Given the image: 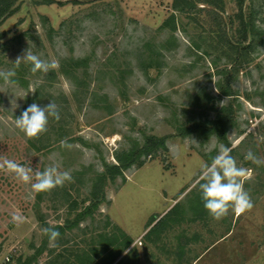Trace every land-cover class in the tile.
Instances as JSON below:
<instances>
[{
    "label": "rangeland",
    "instance_id": "374dc122",
    "mask_svg": "<svg viewBox=\"0 0 264 264\" xmlns=\"http://www.w3.org/2000/svg\"><path fill=\"white\" fill-rule=\"evenodd\" d=\"M48 1L18 0L0 21V264H80L87 253L104 264L101 248L114 236L123 242L120 232L132 244L112 264H264V46L234 49L236 1L181 14L172 0ZM252 2L264 33V0H245L243 14ZM172 14L176 31L162 29ZM27 49L57 66L33 72L16 63ZM49 101L60 119L49 118L31 144L15 118ZM225 113L235 126L179 134ZM146 136L165 138L168 151L108 182L105 201L75 224L104 165ZM223 137L248 169L242 183L252 206L214 219L199 184ZM249 151L259 163L244 159ZM5 160L30 168L33 179L19 180ZM53 162L72 179L41 191L37 206L31 183ZM66 224L54 242L42 231Z\"/></svg>",
    "mask_w": 264,
    "mask_h": 264
},
{
    "label": "clouds",
    "instance_id": "9594fccd",
    "mask_svg": "<svg viewBox=\"0 0 264 264\" xmlns=\"http://www.w3.org/2000/svg\"><path fill=\"white\" fill-rule=\"evenodd\" d=\"M20 60L30 63L33 72H47L57 66L54 60H43L28 49L15 62L19 63ZM13 75L14 72L9 71L3 74V77L5 81H8ZM49 118L60 119L57 105L52 101L45 105L34 102L15 118V125L25 136L34 138L46 131ZM244 159L259 163L258 158L251 151L245 155ZM3 163L19 180L28 182L33 179L30 168H26L12 160H5ZM247 175L248 169L237 166L236 160L230 155V148L222 144L219 145L217 155L212 158L211 163L203 165L202 182L199 184L203 207L212 218H222L230 208L235 213H242L251 208V201L242 183V178ZM71 179L69 171H59L58 165L53 162L42 172L35 173V182L31 183V189L35 192L47 191L61 186ZM15 219L14 216L13 220ZM42 231L48 236L50 242H54L60 235L59 231L50 227L43 228Z\"/></svg>",
    "mask_w": 264,
    "mask_h": 264
},
{
    "label": "trees",
    "instance_id": "16d2710c",
    "mask_svg": "<svg viewBox=\"0 0 264 264\" xmlns=\"http://www.w3.org/2000/svg\"><path fill=\"white\" fill-rule=\"evenodd\" d=\"M18 0H0V21L10 15L15 7V4ZM172 7L175 11L181 13H188L196 9L198 3H202L204 5L211 6L216 9L223 10V0H172ZM238 5L239 13L237 14L238 18V33L240 35V40L237 43V51L245 52L255 51L259 46H264V38L261 33L257 30L256 20L258 15V11L254 5V2L251 3L249 13L247 15L243 14V5L245 0H235ZM45 2H50L45 0ZM260 8V7H259ZM264 23V19L262 20ZM162 29L168 28L170 31H176V21L175 15L172 14L171 17L165 21V23L161 27ZM243 42H248L246 47L241 48L239 45ZM239 54V53H238ZM247 56V55H246ZM76 68H78L82 62L77 61L73 63ZM147 66L152 67L151 63ZM222 90V87H220ZM227 92V91H223ZM232 97L236 98V94H228ZM24 109L22 108V111ZM235 120L231 115L225 113L216 119L210 120L208 122H195L191 127H186L184 129L179 130V134L183 136H191L193 134H204L206 132H216L218 130L224 129L225 127L235 126ZM42 134V133H41ZM39 134L37 137L31 138V144H34L35 141L42 139ZM222 141L226 143V139L223 137ZM226 147H230V144L226 143ZM168 148L166 146L165 138H159L156 136H146L142 144L136 143L135 145L130 146L126 150H122L115 154V159L117 161V165H104V169L102 173H99L94 180H92V187L90 191V197L87 200L89 205L85 207L84 211L77 215L75 224L79 221L84 220L87 216H92L98 206L105 201L104 197V189L107 186L108 182H114L116 178L122 176V174L131 169L132 167H136L138 169L142 168L145 164L147 158L155 157L161 152H167ZM233 151H230V154ZM42 200V193L37 192L36 194V205L38 206L40 201ZM37 217L39 221H43L39 213H37ZM73 225V224H72ZM71 224L68 225H58L54 229L59 231V233H64L66 228H71ZM151 232V231H150ZM123 242H119L118 238L115 236L112 238H108L102 246V251L108 253L107 261H104V264H112L119 255H121L125 250H127L132 244V240L123 232H120ZM47 242V241H46ZM44 243V246L46 245ZM99 248L93 250V253H97ZM79 259V256L77 257ZM80 264H98L97 261H94V257L92 253H87L82 256L80 259ZM33 259H28L25 264H32ZM69 263V262H67ZM74 264V263H73Z\"/></svg>",
    "mask_w": 264,
    "mask_h": 264
},
{
    "label": "built area",
    "instance_id": "2783aa9c",
    "mask_svg": "<svg viewBox=\"0 0 264 264\" xmlns=\"http://www.w3.org/2000/svg\"><path fill=\"white\" fill-rule=\"evenodd\" d=\"M7 261H9V259L7 258Z\"/></svg>",
    "mask_w": 264,
    "mask_h": 264
}]
</instances>
